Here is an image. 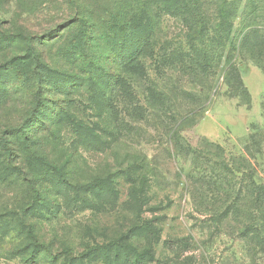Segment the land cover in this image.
I'll use <instances>...</instances> for the list:
<instances>
[{
  "label": "rangeland",
  "instance_id": "obj_1",
  "mask_svg": "<svg viewBox=\"0 0 264 264\" xmlns=\"http://www.w3.org/2000/svg\"><path fill=\"white\" fill-rule=\"evenodd\" d=\"M234 1L236 46L227 53L215 38L217 58L200 69L186 20L162 12L158 0H75V7L67 0H0V264H107L86 253L117 242L150 249L155 260L143 264H264V138L249 139L255 126L264 129V49L241 45L245 31L264 30V0ZM204 4L215 24L212 3ZM78 14L93 30V65L125 80L126 91L107 88L109 101L82 79L88 68L73 51ZM118 20L136 26L139 49L130 64L119 60L130 49L120 46L122 33L109 26ZM261 37L254 32L248 40L257 46ZM229 58L241 85L227 73ZM10 62L15 67L6 71ZM37 67L51 74L38 89L51 106L47 128L27 129ZM68 78L81 83L57 93L53 86ZM58 99L69 117L52 109ZM35 157L59 166L72 184L108 183L115 199L65 209L61 194L45 185L55 214L24 212L34 171L43 172ZM144 223L156 234L127 235ZM26 228L41 252H32Z\"/></svg>",
  "mask_w": 264,
  "mask_h": 264
},
{
  "label": "trees",
  "instance_id": "obj_2",
  "mask_svg": "<svg viewBox=\"0 0 264 264\" xmlns=\"http://www.w3.org/2000/svg\"><path fill=\"white\" fill-rule=\"evenodd\" d=\"M67 1L71 6H77V3L74 2L75 0ZM204 1L206 0H158L157 2V5L161 8L162 12L179 16L186 20L188 26L187 44L193 55L192 58L196 67H199L200 69L209 68L217 58V53L212 49L215 38H217L219 45H221L227 53H230L231 49L235 48L236 43L232 38L233 20L236 18L239 9L238 4L234 0H210V3H212L214 7L216 16V23L212 24L210 15L206 11ZM109 26L110 28L117 26L115 29L118 30L120 34L122 33L120 36V38L122 37L120 46H129L130 48L124 58L119 57V60H121L124 64L132 63L136 56L135 53L139 49V45L137 44L139 43V39L133 36L134 28L136 26L131 27V24L123 26L119 20L111 22ZM90 27L91 26L88 24L86 18L79 14L73 19L72 28L77 29V37L74 40L73 51L82 57L86 67L88 68L87 77H82V79L87 81L89 90L94 88L96 91H101L105 95L103 97L104 101H109L110 93H106L107 88L111 86L113 89H117L118 92L119 90L126 91L124 89V87H126V83L119 75H111L96 65H93V58L89 53V46L91 45V31H93ZM244 28H246V26ZM254 32H261L264 34V30L261 29L247 30L243 35L241 45L243 44V46L247 47L249 50H253L257 47L258 48L256 50H261V48L264 49V37L258 39L257 46H252L251 42L248 40L250 34ZM2 42L4 41L0 40V43ZM31 59L35 60L33 56ZM9 64L12 63H8L7 69H5L6 71L13 70L15 67V65L13 66ZM227 65V73L233 75L234 79L237 81L234 85H241L242 81L239 70L235 66L234 62L231 61V58L227 59ZM36 66L37 65H35V67ZM260 67L264 69L262 64ZM45 71L46 70L44 68L40 70L39 67L34 69L35 74H33L34 77L32 78V82L35 83L37 93L39 95L35 94L32 96V110L34 111V115L31 118L32 122L27 125V129L47 128V112L49 111L51 105L40 97L41 93L38 91L42 82L46 83L50 80L49 78L51 77V74H46ZM43 73L45 74L43 75ZM17 77L18 80L22 78V76L19 75H17ZM15 78L16 74L12 81L15 80ZM79 80H81V78H79ZM80 83L81 81L76 82L75 80L68 78L63 81L59 87L53 86V88L58 90L56 91L57 93L68 94L74 85ZM125 93L128 95L127 92ZM62 103V99H58L54 102L52 109L57 112V114L55 113L56 115L63 114L64 116L69 117L70 115L68 114V110L66 107H63L64 105ZM262 108L264 111V101L262 103ZM26 134L27 130H24L21 132V137H24ZM14 136L19 135L17 133ZM263 138L264 129L255 126L249 139L253 142V144L254 142L259 144ZM2 141L3 151L6 153V158L8 159L11 155L12 147H10L6 137H4ZM176 147L181 152H188V149H186V147L181 145L179 142H176ZM32 160H36L41 165L43 172L42 170L37 172L34 171L37 174L38 179H35L31 185L33 189L31 192V202L23 209L24 212L28 211L30 215L34 214L37 218H46L48 216H53L57 211L54 210L51 201L48 199L49 197L47 195L45 196V191L42 189L45 185L50 190H55L57 193L61 194L65 209H68V206L71 204L78 210L94 208L96 205L94 201L101 200L100 198L102 196L108 198L109 200L115 199L116 192L114 187L100 179L83 185L72 184L65 178V176H63L62 170L59 166L37 157ZM6 169H9V167L3 165V170ZM53 174L57 176L54 179L51 177ZM66 190L70 191L68 196L66 195L69 192ZM26 233L33 240L32 252L37 250L41 252L43 248H40V246L34 241L35 237L31 229L26 228ZM149 234L153 236L156 232L148 223L132 226L127 233L130 238L137 236L148 237ZM86 254L98 256L107 264H143L146 261L155 260L154 254L150 249L138 251L129 243L119 242L108 244L105 247L96 246L95 248L87 251ZM120 257H123L121 261H119Z\"/></svg>",
  "mask_w": 264,
  "mask_h": 264
}]
</instances>
